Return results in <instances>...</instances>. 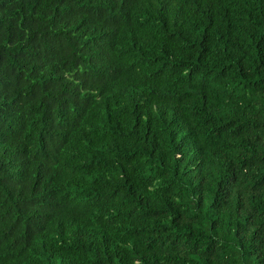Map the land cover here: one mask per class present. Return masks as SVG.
Masks as SVG:
<instances>
[{"label": "trees", "instance_id": "16d2710c", "mask_svg": "<svg viewBox=\"0 0 264 264\" xmlns=\"http://www.w3.org/2000/svg\"><path fill=\"white\" fill-rule=\"evenodd\" d=\"M0 264H264V0H0Z\"/></svg>", "mask_w": 264, "mask_h": 264}]
</instances>
